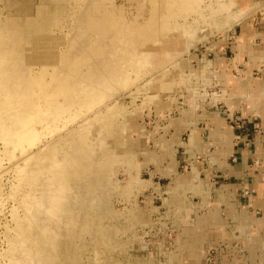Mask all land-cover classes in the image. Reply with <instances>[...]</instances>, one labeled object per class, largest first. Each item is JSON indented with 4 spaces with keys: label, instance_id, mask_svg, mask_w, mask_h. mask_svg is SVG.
<instances>
[{
    "label": "rangeland",
    "instance_id": "374dc122",
    "mask_svg": "<svg viewBox=\"0 0 264 264\" xmlns=\"http://www.w3.org/2000/svg\"><path fill=\"white\" fill-rule=\"evenodd\" d=\"M166 1L78 0L77 7V0H0V97L21 92L22 81L41 69L30 68L27 59L36 34L59 37L57 51L64 53L60 66L48 68L49 89L56 86L50 80L53 71L57 78L66 76L62 62H78L80 76L70 82L82 99L83 90L90 91L88 101L72 107L59 93L54 101L61 99L63 107L53 114L47 106L35 135H28L35 138L21 142V148L17 138L24 135L18 137L15 111L6 112L0 105V127L6 130L0 134V264H189L185 242L199 218L209 216L219 202L217 217L223 226L206 223L204 242L196 241L198 247L206 245L199 264L261 263V249L253 254L236 218L245 211L261 217V208L252 204L253 190L240 184L237 193L219 200V193L231 190L234 180L210 164L205 149L194 150L189 143L191 134L200 130L207 140L204 146L215 150L202 116L213 103L229 114V125L249 135L259 133V116L245 118L240 108L232 111L226 99L242 97L235 91L238 86H249L245 95L250 94L254 83L246 81L264 76V62L250 71L246 57L235 59L245 23L264 27V0H194L181 13L177 4L174 9V3ZM101 4L116 16L106 33L90 21L99 16ZM159 7L177 12H163L167 27L153 29L159 18L151 10ZM244 9L248 12L243 16L235 15ZM255 43L264 40L259 37ZM218 56L224 60L218 62ZM224 75L237 80L227 82ZM25 89L18 92L19 99L28 93ZM186 111H192L191 116ZM181 120L189 126L177 139ZM9 125L14 127L10 132ZM161 142L170 146L173 157L165 156L159 165L147 162V151H163ZM81 145L75 152L74 146ZM52 146L57 163L41 160L37 168V158L27 162L25 157L46 153ZM134 147L138 159L129 154ZM172 159L175 169L166 173ZM231 160L235 164L236 157ZM137 163L139 168H132ZM50 169L65 173L67 178L59 177L67 179L65 185L58 177L50 181ZM179 178L189 183L180 189Z\"/></svg>",
    "mask_w": 264,
    "mask_h": 264
},
{
    "label": "crops",
    "instance_id": "0c3cea01",
    "mask_svg": "<svg viewBox=\"0 0 264 264\" xmlns=\"http://www.w3.org/2000/svg\"><path fill=\"white\" fill-rule=\"evenodd\" d=\"M246 3L251 2L248 1ZM248 8L249 7H247V9ZM247 9H244V11L240 13L235 12V15L237 17L243 16L245 13L248 12ZM252 24L253 23H250V21L245 23L243 29L244 32H242L243 34L240 35V44L238 46L239 53L235 58L243 59V57H246L249 60L247 68H249L250 71L255 69L256 67H259L262 62H264V44L259 45L255 43L256 39L259 37L261 39L263 38L264 40V27L257 28ZM223 60L224 59L221 56H218V62H222ZM225 79L227 82H230V80H237L229 75H226ZM251 82L254 83L253 87H251L253 89V92L245 95L246 93H248L247 88H249V84L247 85L248 87H246L245 89L243 87L238 86L235 91L240 92L239 94H241L242 97L235 99L233 97L231 99V96L226 99V103L232 109V111L240 108L242 110L241 114L242 116H246L245 118H247L248 116L253 117L254 115H258V125L260 127L259 133L249 135L247 131L239 130L233 124L229 125V114H223L221 110H219L218 106L213 103L210 106L211 110L207 112L204 111L202 116L207 119L208 138L210 139V142L215 146V150L213 152H209V145L204 146V143L207 140L201 138L200 130L196 133L191 134L192 138L189 144L193 147L194 150L197 151H203L205 149L208 152L207 154H211L209 156V160L211 162L210 164L213 166L218 165V172L225 170L226 172H228L226 175H229L231 179L234 180V182L231 183V190L229 187L227 189L229 191H221L219 193V200H225V198L232 195L235 190L237 193L240 184H244L246 187H250L251 190H253L254 200H252V204L255 205L256 208H261V217H254V215L252 216L247 211H245L244 213L237 215L236 218L238 219V229L244 236L245 243L253 248L254 255L257 254V251H259L256 249H261L263 257H261L262 259L260 264H264V235L262 233V231L264 230V76L261 78H253L252 81H246V83ZM171 102L172 99H170L167 103L170 104ZM255 102L257 105L255 104ZM255 106L257 109H255ZM256 110L258 111V114L255 112ZM189 113L190 114L187 113V115L191 116L192 111H189ZM187 124L183 120L178 121L177 139L179 137V132L183 130L186 125L188 127L189 122ZM161 146L163 148V151L160 154H156L152 151L146 152L147 162L154 161L157 165H159L161 161L165 158V156L170 155L171 157H173V152L168 144H162L161 142ZM129 151L130 155H133L135 159H138V152L136 151L135 147L131 148ZM233 157H236L235 164L231 160ZM140 165V163L133 164L132 168H139ZM167 168L168 172L165 171L166 173H170L175 169L174 160ZM239 180H241L242 182L239 183ZM177 182L179 184H182L180 185L181 189L182 186L189 183V180L179 178ZM180 189L179 195L180 193H182ZM219 204L220 202L216 205L214 204V210L211 211L209 216L202 217V220L204 221L202 226L201 240L203 242L206 237L205 229L207 222L213 220L214 224H217L218 226H223V222L221 221L222 218L217 217V212L219 211ZM219 232L220 236L224 235L223 229ZM202 246L203 248H201V250L199 248L200 251L198 250L197 252L199 259V262H197V264L200 263V261L206 254V245L202 243ZM253 260H255L254 257ZM190 263L194 262L190 261Z\"/></svg>",
    "mask_w": 264,
    "mask_h": 264
},
{
    "label": "bare ground",
    "instance_id": "6f19581e",
    "mask_svg": "<svg viewBox=\"0 0 264 264\" xmlns=\"http://www.w3.org/2000/svg\"><path fill=\"white\" fill-rule=\"evenodd\" d=\"M168 1V2H167ZM166 2L169 3V5H171V3H174L172 4V6L174 5V9H177L175 7V4L178 5V8L179 10L178 13H181V11H184V10H187V9H190V5H194V2L193 4H190V2L194 1V0H167ZM227 1V0H226ZM162 4V3H161ZM76 5L77 7L78 6H81V2H76ZM157 6V4L154 3V6ZM163 5V4H162ZM161 5V6H162ZM176 5V6H177ZM170 7V6H169ZM169 7H159L158 9L157 8H154L151 10V13L153 16L157 15V19L159 18V23L157 24V21L156 24H152L154 25L153 29H160L161 25H162V29L165 28V26L167 27L168 25V17L166 16V14H163V12H171L172 10L175 12L176 10L171 9ZM184 7H186L187 9H184ZM193 7V6H192ZM195 8V7H194ZM166 9V10H165ZM59 10V8L57 9V11ZM176 11V12H177ZM187 12V11H186ZM185 12V13H186ZM172 13V12H171ZM177 13V14H178ZM174 14V13H172ZM151 15V16H152ZM169 16V15H168ZM154 19V17H152ZM156 18V16H155ZM152 19V20H153ZM195 19V18H194ZM116 20V16H112L110 14V9L107 8L106 5L104 4H101L100 5V8H99V16L98 17H94L93 19H91L90 21L91 22H94L96 23V26L98 27V29L100 30L101 33H106L108 32V30H111L113 27L111 26ZM154 21V20H153ZM56 22L57 20L53 21L52 23H55L54 25H56ZM154 22V23H155ZM151 23V22H150ZM171 24V23H169ZM135 26V25H134ZM139 26V25H136V27ZM140 27V26H139ZM138 27V28H139ZM144 27V26H143ZM142 27V28H143ZM135 29V27H134ZM133 29V30H134ZM136 30V29H135ZM141 30V29H140ZM147 30V29H146ZM139 30H137V33H138ZM156 31V30H155ZM136 32V31H134ZM133 33V32H132ZM146 34V33H145ZM131 35V34H130ZM37 38H36V43L34 44V46L30 49L27 50V59H28V62L31 64L30 65V68H33L36 67V66H41L39 70H37L36 72L32 71L31 74H33V78L30 77V79H27L25 81H22L23 82V89H24V86H25V90L28 91V93H24V97H22L21 99H19V93L20 90H18V92L15 90L14 92L12 93H9V91L6 93V95H4L3 98L0 99V105L1 107H3L5 109L6 112H10L11 110H14L15 112L12 113L14 116H13V120L15 122V126L17 128H19L18 130H21L18 132L20 134H18L20 137V135H24V137H20V138H17L16 135L14 137H16L17 139L20 140V144H19V148H21L22 146V143L24 144V142L29 138H32L31 136H28L29 134H31L32 132H35L34 129L36 128V125H38V123L42 122L43 121V118H44V112H45V109L46 107L48 106V109L52 108L53 110V114H56L57 111H59V109H61L63 106H62V102L59 103L61 101H58L55 102V98H58V94H64V96H66V98L70 99L69 100V107H72L73 103L75 104V102L79 103V101H81L83 103V99H85L84 101H88V96L90 95V91L85 89L83 90V92H85V94H83V99L81 98V94L78 92H76V90H74V82H70V80H72L74 77H78L80 76V71H79V64L78 62L75 64V63H63L61 65H63V70H66L67 73H66V76L63 77V78H57L56 75H55V71H53V73L50 75L52 76V78L50 80H52V82H54V84L56 86L52 87L53 90H50V86H49V80H47V75L50 74V70H48V68L52 65H56V66H60V60L63 57L64 53L63 52H58L57 51V46L59 45L60 43V38L55 36V35H52V34H49V35H45V36H41V34H36ZM135 36V34H134ZM149 36V35H147ZM146 38V37H145ZM149 38V37H148ZM147 39V38H146ZM147 41V40H145ZM152 41V40H151ZM1 44V42H0ZM145 45V44H144ZM136 51V50H135ZM2 53H3V49H1V46H0V57L2 56ZM140 58V57H139ZM64 60V59H63ZM139 61V60H137ZM65 62V61H64ZM55 67V66H54ZM60 68V67H59ZM36 69V68H35ZM71 70V71H70ZM60 71V70H59ZM2 73V72H0ZM31 74H29L31 76ZM2 75V74H1ZM0 75V76H1ZM21 80V79H19ZM8 82V81H7ZM21 82V83H22ZM77 81H75L76 83ZM9 83V82H8ZM14 83V82H13ZM19 83V82H18ZM72 83V84H71ZM52 84V83H51ZM50 84V85H51ZM78 83H76L77 85ZM1 85V84H0ZM4 86V85H3ZM7 86V85H6ZM9 86V85H8ZM7 86V87H8ZM14 86V85H13ZM9 88V87H8ZM5 89V87H4ZM23 89H21L23 92ZM1 90L3 91V88H1ZM0 90V91H1ZM7 90V89H6ZM1 91V94L3 93ZM13 91V90H12ZM6 92V91H5ZM20 92V93H21ZM25 92V91H24ZM76 92V93H75ZM103 92V91H102ZM107 92V91H106ZM105 93V92H104ZM0 94V95H1ZM26 94V96H25ZM106 94V93H105ZM23 96V94H20ZM72 96H74L73 100H72ZM87 96V97H86ZM65 98V97H64ZM79 98V99H78ZM55 100V101H54ZM59 100V98H58ZM55 102V103H54ZM67 104V105H68ZM11 113V112H10ZM52 113V112H50ZM46 121V119H45ZM44 121V122H45ZM59 121V120H58ZM4 124V123H3ZM0 126H2V124L0 123ZM10 128H7V130H12L14 127H12L11 125H9ZM6 127V125H5ZM40 127V126H39ZM1 128V127H0ZM4 128V126H3ZM39 129V128H38ZM2 128H1V133L0 134H3L5 133L6 130H4L2 132ZM7 131V133H8ZM10 132V131H9ZM17 132V131H16ZM39 132V130H38ZM11 135V133H9ZM34 133H32L33 135ZM38 134V133H37ZM36 134V136H37ZM7 134H5V137H6ZM35 135V134H34ZM9 136V135H8ZM28 136V137H27ZM39 136V135H38ZM12 137V135H11ZM4 138V136L1 137V139ZM13 138V137H12ZM12 138H8L6 139L7 142L10 140H13ZM27 138V139H26ZM35 138V137H34ZM32 138V139H34ZM85 138V137H84ZM3 140V139H2ZM14 140H16L14 138ZM31 140V139H30ZM9 141V142H10ZM26 141V142H27ZM34 140H31L30 142H32ZM37 141V140H36ZM16 141H12V143H15ZM19 142V141H18ZM22 142V143H21ZM25 142V143H26ZM29 142V143H30ZM11 143V142H10ZM33 144V142L31 143ZM35 144V143H34ZM33 144V145H34ZM14 145V144H13ZM15 145L17 146L18 144L15 143ZM14 145V146H15ZM15 146V147H16ZM29 146V145H28ZM24 148V147H23ZM30 148V146H29ZM27 149V148H26ZM50 150L46 153H39V154H36V155H29L26 158V160H28L27 162L29 163V161H31L32 159H38V165H37V168L38 166H40V164L43 165V162L46 160V159H49V161L51 162H56L54 161L56 159V154L55 153V150H56V147L52 146V148H49ZM82 149V145L79 147V148H76L74 146V151L75 152H78L79 150ZM25 150V149H24ZM165 151V150H164ZM33 153V152H32ZM23 154V153H22ZM164 154V153H163ZM162 154V155H163ZM69 156V155H68ZM68 156H66L65 158H67ZM159 156V155H158ZM24 158V159H25ZM73 158V157H72ZM41 160H43L42 163L39 164V161L41 162ZM158 160V159H157ZM47 161V160H46ZM36 162V163H37ZM27 163V164H28ZM49 163V162H47ZM57 163V162H56ZM56 163H52L51 165L53 166H56V168H58L57 164ZM45 164V163H44ZM50 164V163H49ZM48 165V164H46ZM50 165V166H51ZM45 167V166H44ZM41 168V167H39ZM52 168V167H51ZM43 169V168H42ZM41 169V170H42ZM45 169V168H44ZM47 169V167H46ZM45 169V170H46ZM49 169V168H48ZM54 169V168H53ZM59 169V168H58ZM61 169V168H60ZM39 170V169H38ZM40 170V171H41ZM51 173H50V172ZM48 173L52 176H49V177H52L50 181H52V179L54 178H61V179H64V178H67L65 177V173L64 174H60L58 171L56 170H49ZM58 172V174L56 172ZM62 171V170H61ZM168 172V171H167ZM45 173V172H43ZM60 175V176H59ZM67 175V174H66ZM68 176V175H67ZM59 178V180L61 181H64V180H61ZM22 179V177H21ZM50 179V178H48ZM67 181V179L65 180ZM65 181H64V184L65 185ZM48 183V181H47ZM52 183V182H50ZM62 185V184H61ZM203 221L202 220V217L199 218L198 220V225H197V228L196 230L191 234V239H188L187 238V242H185V245H186V248L189 250V254H190V258L191 260L190 261H193L194 263H190L189 264H197V262H199V259H198V255H197V252L200 248H203L202 244L199 245L200 247L197 246V240L201 239L202 237V226H203ZM195 223V222H194ZM186 241V240H185ZM183 247V245H182ZM199 250V251H200Z\"/></svg>",
    "mask_w": 264,
    "mask_h": 264
}]
</instances>
